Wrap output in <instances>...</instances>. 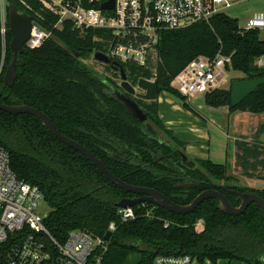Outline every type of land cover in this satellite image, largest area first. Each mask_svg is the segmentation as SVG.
<instances>
[{"label":"trees","instance_id":"1","mask_svg":"<svg viewBox=\"0 0 264 264\" xmlns=\"http://www.w3.org/2000/svg\"><path fill=\"white\" fill-rule=\"evenodd\" d=\"M8 2L33 16L46 35L39 45L18 55L23 64L17 65V78L11 87L0 75L2 102L42 111L59 132L93 152L113 175L132 185L154 188L176 204H189L201 191L212 188L213 181H222V187L227 189L255 193L264 200V191L241 186L227 174L224 163L189 159L185 143L160 119L157 99H137L147 115L146 121H139L113 95V88L120 89V85L81 62L94 51L105 52L109 43H115L109 30L77 29L71 20L61 19L41 0ZM96 35L107 40L106 49L94 39ZM10 39L8 30L4 67L12 59ZM155 48L158 60L153 76L159 92L180 99L186 109L192 107L171 81L199 55L229 56L230 69L242 74L238 79L264 78V67L258 64L264 56L260 30L241 27L238 19L222 11L213 14L209 22L161 31ZM150 60L140 66L118 62L135 86L140 78L152 77ZM113 74L117 77L116 72ZM204 101L212 107L228 106L230 111L264 112V82L234 107L230 105L231 84L205 93ZM0 144L9 152L10 166L17 177L37 186L42 193L50 208L44 224L57 241L64 242L70 230L102 237L109 223L114 222L115 230L101 264H126L130 258L134 264H152L158 255H189L199 262L208 259L212 264L219 259L264 264V220L256 203L249 204L239 215L221 211L214 198L204 200L185 215L141 203L132 207L133 218L122 220L116 203L137 195L111 184L91 161L54 137L32 114L0 110ZM182 155L195 165L183 164ZM180 168H184L183 173ZM181 174L196 186L177 187L175 178ZM226 196L233 206L239 205L236 195ZM199 220L203 222L200 231L196 229ZM45 241L49 258L42 264H57V251ZM5 247L6 243L0 245V262Z\"/></svg>","mask_w":264,"mask_h":264},{"label":"built area","instance_id":"2","mask_svg":"<svg viewBox=\"0 0 264 264\" xmlns=\"http://www.w3.org/2000/svg\"><path fill=\"white\" fill-rule=\"evenodd\" d=\"M42 1L58 12L61 19L71 20L77 29L109 30L115 43H109L105 54L113 60L138 65H145L151 52L156 50L161 31L209 22L222 7L231 6L228 0H114L112 10H101L105 0H57L55 8L51 0ZM7 19L4 15L0 18L3 55L7 44ZM263 27L264 13L259 11L246 19L244 28ZM45 35V30L34 22L24 46L27 49L36 47ZM230 67L229 56L221 53L213 57L199 55L175 75L171 86L187 99L223 89L229 82ZM43 202L38 187L19 179L13 172L9 152L0 144V245L6 243L0 264H42L49 258L45 239L58 253L57 264H101L108 240L82 230H70L66 240L60 243L44 224L47 213L40 211ZM118 213L122 220L134 217L132 207L118 208ZM114 230L115 224L110 222L106 232ZM192 260L189 255H158L152 264H191Z\"/></svg>","mask_w":264,"mask_h":264},{"label":"water","instance_id":"3","mask_svg":"<svg viewBox=\"0 0 264 264\" xmlns=\"http://www.w3.org/2000/svg\"><path fill=\"white\" fill-rule=\"evenodd\" d=\"M113 8L114 0H105L100 6L101 10H112ZM7 18L8 30L11 34L9 48L12 53V59L7 66L3 80L6 86L11 87L15 79L17 78V65L23 64V61L18 57V55L26 53L28 51L24 44L31 34L32 26L35 22V19L31 15H28L24 12H20L18 7L14 4L8 5ZM92 57L95 61H98L105 65H110L112 68L116 69L121 79V88L128 94L135 93V87L128 82L127 76L118 61L111 59L110 56L101 51H94ZM262 66L264 67V64H262ZM263 82L264 78L233 80L231 82L230 105L232 107L238 105L245 97L252 93ZM137 87L143 91L142 93L137 94L138 97L147 101L156 100L158 98L159 89L158 82L156 80L151 81L149 79L140 78L137 82ZM5 98L6 96L2 97V99ZM122 100L132 112L135 118H137L139 121H145L147 119L146 114L141 110V108L137 105L135 101L126 97L122 98ZM0 110L5 111L9 114H32L33 116L39 119V121L54 137H56L58 140H60L62 143L72 148L76 152L82 154L89 161H91L94 166L99 170V172L103 175V177L108 180L111 184L125 192H131L137 195L133 198H122L121 200H119L116 203V206L118 208L124 209L133 207L141 203H149L154 206L163 208L169 212L185 215L192 212L204 200L214 198L218 201V208L229 215H239L245 211L249 204L256 203L261 210L262 217L264 220V200L255 193L241 192L238 190L227 189L218 185H213L212 188L201 191L189 204H176L170 197L166 196L165 194L161 193L160 191L154 188L132 185L113 175L105 167L103 162L97 156H95L93 152L88 150L82 144L59 132L52 120L42 111L25 104H6L2 102L1 97ZM182 162H187V166L189 167H193L195 165L194 163H191L185 155H182ZM176 186L183 188H192L196 186V183L184 182L177 184ZM226 193L236 195L237 199L240 201L239 205L233 206L228 200ZM111 236V231H107L104 234V238L106 240H109Z\"/></svg>","mask_w":264,"mask_h":264},{"label":"crops","instance_id":"4","mask_svg":"<svg viewBox=\"0 0 264 264\" xmlns=\"http://www.w3.org/2000/svg\"><path fill=\"white\" fill-rule=\"evenodd\" d=\"M258 64H264L262 57ZM169 95L165 91L159 92L157 98L158 115L164 125L172 130L175 137L185 143L186 156L191 160L209 159L212 162H215L212 158L213 156L224 158L227 174L234 177L241 186L264 191V112L255 113L247 110L230 111L228 106H206V113H209L210 115L208 116L212 117L205 115V118L207 117L209 120L214 121L218 127H224L226 130L221 132L225 137L221 146V152L211 153V138L205 128L202 127L200 129L193 123L185 127L188 131L187 134L185 132L178 134L175 131L172 122L174 118L178 117V113L176 112H180L183 108L175 103ZM187 100L190 101V98ZM183 110L188 111L186 109ZM224 117L226 124L223 125L221 122ZM183 134L189 136L187 137ZM202 227L203 222L199 220L196 223V228L200 231ZM191 264L212 263L208 259L202 262L193 259ZM215 264L246 263L238 260L228 261L219 259Z\"/></svg>","mask_w":264,"mask_h":264},{"label":"rangeland","instance_id":"5","mask_svg":"<svg viewBox=\"0 0 264 264\" xmlns=\"http://www.w3.org/2000/svg\"><path fill=\"white\" fill-rule=\"evenodd\" d=\"M55 1L57 0H51L50 2L53 5V8H55ZM231 3V6L228 8H221V11L224 12L225 14L229 15L232 18H236L238 19V24L241 27H245L246 24V19L251 17L253 13L257 12V11H262L264 13V0H228ZM11 4L10 2H8V0H0V18L4 15L5 17L7 16L8 13V5ZM51 5V6H52ZM37 24V23H35ZM260 30V37L264 40V27ZM95 40H97L99 43H101V46H105V49L107 47V40H105L103 37L101 36H95L94 37ZM108 47L106 49L105 52H107ZM103 52V53H105ZM93 54V53H92ZM92 54L90 56V58L88 59H82L81 62L87 66L88 68H90L91 70L95 71L98 75L103 76V77H109L113 80H115L118 84H120L121 79L119 76V73L117 70L112 71V70H107L104 68L103 65L98 61H95L92 57ZM150 60V65H149V69L152 73V77L149 78V80L153 81L154 79V72H155V63L158 60L157 58V53L156 50H153L151 52V56L149 57ZM261 58V57H260ZM259 58V60H260ZM258 60V62H259ZM262 61L264 62V56H262ZM3 62V53H2V48L0 46V75L4 76L6 69L8 65H6L5 67L2 66ZM113 72H116L117 77H114ZM227 75L229 76V82L226 86V88H228L231 84V82L235 79L241 78L242 74L240 72H236L233 71L231 69H229V72L227 73ZM129 82V81H128ZM130 83V82H129ZM135 91L136 92H143L142 90H140L137 85L135 87ZM169 97H171V99L177 103L181 108L186 109L183 106V103L180 99H177L175 97H172L169 95ZM187 99V98H186ZM188 101V100H187ZM188 103L190 104V106L192 107V109H186L188 111H184L183 109L180 112H176L178 113V117L174 118L172 125L173 128L175 129V131L180 134L181 132H185V134L188 133L187 129L185 127L191 125L194 123V125L196 127H199L200 129L203 127L205 128L206 132L208 133V135L210 136V151L211 153L215 152H221V146L223 143V140H225L224 135L221 133L223 131H226L224 129V127L220 128L216 125V123L214 121L209 120L207 117H212V116H208L210 115L209 113H206V106H208L205 101H204V96L203 94H196L193 95L192 97H190V101H188ZM199 112V113H198ZM202 114V116H201ZM205 115L207 116L205 118ZM225 117L222 120L221 124H226L225 121ZM183 134V135H185ZM185 136H189V135H185ZM213 160L217 163H224L225 160L224 158H219L217 156H213L212 157ZM197 160V159H194ZM214 185H218V186H222L224 183L218 182V181H213ZM49 206L43 202L42 206H41V213L42 214H46L49 211ZM197 229V228H196ZM134 259L130 258L129 261L126 264H134Z\"/></svg>","mask_w":264,"mask_h":264},{"label":"flooded vegetation","instance_id":"6","mask_svg":"<svg viewBox=\"0 0 264 264\" xmlns=\"http://www.w3.org/2000/svg\"><path fill=\"white\" fill-rule=\"evenodd\" d=\"M121 83V82H120ZM120 85V84H119ZM121 87V86H120ZM134 87H136V85L134 86ZM136 90V89H135ZM113 95L115 96V98H117V99H120V100H122V98H130V99H132L133 101H135L136 103H137V105L141 108V110L143 111V109H142V107H141V105L137 102V99H142V98H140V97H138V95L137 94H139V93H141V92H136L135 91V93L134 94H128L126 91H124L122 88H120V89H114L113 88ZM143 101H147V100H144V99H142ZM153 101V100H152ZM122 102H123V100H122ZM147 102H150V101H147ZM144 112V111H143ZM146 114V113H145ZM147 116V115H146ZM147 120V119H146ZM145 120V121H146ZM183 163V162H182ZM183 164H185V165H187V162L186 163H183ZM180 171H181V173H183V171H184V168H180ZM177 181H178V184H180V183H184V182H187V181H189V178H187V177H185L184 175H178V176H176V178H175ZM177 185V184H176ZM181 188H183V187H181Z\"/></svg>","mask_w":264,"mask_h":264},{"label":"bare ground","instance_id":"7","mask_svg":"<svg viewBox=\"0 0 264 264\" xmlns=\"http://www.w3.org/2000/svg\"><path fill=\"white\" fill-rule=\"evenodd\" d=\"M42 1V0H41ZM185 28V27H184ZM242 29V28H241ZM115 41V40H114ZM262 65V64H261ZM140 66V65H139Z\"/></svg>","mask_w":264,"mask_h":264}]
</instances>
